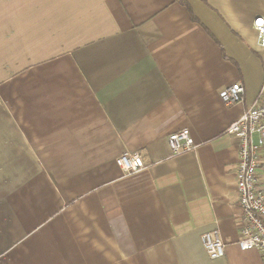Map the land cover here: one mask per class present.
<instances>
[{
  "label": "crops",
  "instance_id": "0c3cea01",
  "mask_svg": "<svg viewBox=\"0 0 264 264\" xmlns=\"http://www.w3.org/2000/svg\"><path fill=\"white\" fill-rule=\"evenodd\" d=\"M256 16L264 0H0V264H261L237 245L225 131L262 82ZM184 127L196 147L171 155ZM126 151L144 168L124 174Z\"/></svg>",
  "mask_w": 264,
  "mask_h": 264
},
{
  "label": "built area",
  "instance_id": "2783aa9c",
  "mask_svg": "<svg viewBox=\"0 0 264 264\" xmlns=\"http://www.w3.org/2000/svg\"><path fill=\"white\" fill-rule=\"evenodd\" d=\"M253 26L257 43L264 53V16H256ZM244 86L236 81L219 92L226 104L241 102ZM239 140L238 162L235 170L236 202L239 208L237 245L241 250L255 249L264 264V73L259 91L244 112L225 129ZM171 155H179L196 147L189 128L173 131L167 136ZM124 174L144 168L138 152H123L115 159ZM201 244L210 258L224 254V242L218 230L202 233Z\"/></svg>",
  "mask_w": 264,
  "mask_h": 264
},
{
  "label": "trees",
  "instance_id": "16d2710c",
  "mask_svg": "<svg viewBox=\"0 0 264 264\" xmlns=\"http://www.w3.org/2000/svg\"><path fill=\"white\" fill-rule=\"evenodd\" d=\"M179 1L183 2V0H179Z\"/></svg>",
  "mask_w": 264,
  "mask_h": 264
}]
</instances>
